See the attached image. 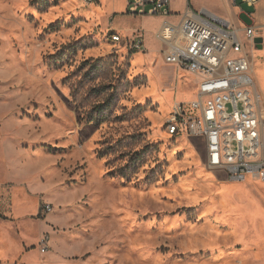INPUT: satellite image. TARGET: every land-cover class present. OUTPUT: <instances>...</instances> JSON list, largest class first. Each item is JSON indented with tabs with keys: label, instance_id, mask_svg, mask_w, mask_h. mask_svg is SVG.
Wrapping results in <instances>:
<instances>
[{
	"label": "rangeland",
	"instance_id": "rangeland-1",
	"mask_svg": "<svg viewBox=\"0 0 264 264\" xmlns=\"http://www.w3.org/2000/svg\"><path fill=\"white\" fill-rule=\"evenodd\" d=\"M132 2L0 0V264H264V181L230 180L202 138L168 134L198 79L154 36L188 6L231 21L264 119V46L244 32L264 0H170L171 17ZM137 32L144 52L126 45Z\"/></svg>",
	"mask_w": 264,
	"mask_h": 264
},
{
	"label": "built area",
	"instance_id": "built-area-1",
	"mask_svg": "<svg viewBox=\"0 0 264 264\" xmlns=\"http://www.w3.org/2000/svg\"><path fill=\"white\" fill-rule=\"evenodd\" d=\"M241 2L255 6L258 0ZM127 12L172 16L170 0H133ZM244 32L252 48L258 49L255 37H261L264 46V23L247 25ZM154 36L160 43L159 54L164 63L198 79L192 99L172 106L164 122L168 134L202 138L206 165L223 169L230 180L250 177L264 181L261 99L254 90L252 67L239 29L204 8L194 11L188 6L177 21L165 18ZM112 39L122 38L112 35ZM126 45L133 51L146 49L138 32ZM51 208L50 204L43 206L46 212ZM48 246V236L43 235L40 251L46 252Z\"/></svg>",
	"mask_w": 264,
	"mask_h": 264
},
{
	"label": "bare ground",
	"instance_id": "bare-ground-1",
	"mask_svg": "<svg viewBox=\"0 0 264 264\" xmlns=\"http://www.w3.org/2000/svg\"><path fill=\"white\" fill-rule=\"evenodd\" d=\"M101 7V6H100ZM91 10V9H90ZM88 12V11H87ZM92 17V16H91ZM93 17H94V15H93ZM94 20H96V19H94ZM139 52H144V51H139ZM140 57H141V55L140 54H136L135 56H134V58H133V63L134 64H136L137 62H138V60L140 59ZM133 64V65H134ZM181 71V70H180ZM184 72V71H183ZM186 73V72H185ZM187 74H189V73H187ZM193 94V93H192ZM174 105V104H173ZM257 180H259L258 178H256ZM235 181H237V180H235ZM259 181H261V180H259ZM220 195V194H219ZM228 203V202H227ZM229 204V203H228ZM232 205V204H231Z\"/></svg>",
	"mask_w": 264,
	"mask_h": 264
},
{
	"label": "water",
	"instance_id": "water-1",
	"mask_svg": "<svg viewBox=\"0 0 264 264\" xmlns=\"http://www.w3.org/2000/svg\"><path fill=\"white\" fill-rule=\"evenodd\" d=\"M254 41L257 44V48L262 49V47H263L262 38L261 37H255Z\"/></svg>",
	"mask_w": 264,
	"mask_h": 264
},
{
	"label": "crops",
	"instance_id": "crops-1",
	"mask_svg": "<svg viewBox=\"0 0 264 264\" xmlns=\"http://www.w3.org/2000/svg\"><path fill=\"white\" fill-rule=\"evenodd\" d=\"M238 14H240V11L238 12ZM256 181H259V180H257V179H255ZM233 181H235V180H233Z\"/></svg>",
	"mask_w": 264,
	"mask_h": 264
}]
</instances>
